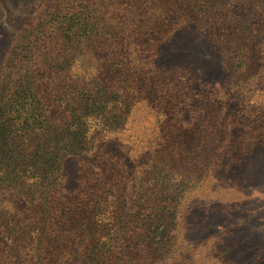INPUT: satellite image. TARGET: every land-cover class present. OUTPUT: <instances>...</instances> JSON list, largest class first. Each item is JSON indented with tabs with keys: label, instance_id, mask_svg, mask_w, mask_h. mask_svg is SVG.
I'll return each mask as SVG.
<instances>
[{
	"label": "rangeland",
	"instance_id": "rangeland-1",
	"mask_svg": "<svg viewBox=\"0 0 264 264\" xmlns=\"http://www.w3.org/2000/svg\"><path fill=\"white\" fill-rule=\"evenodd\" d=\"M161 1L0 0V96L11 101L17 88H10L25 89L28 83L64 90L70 84L60 75L90 77L95 46L127 43L135 35V12ZM125 10L130 15H121ZM229 10L215 26L226 53L219 43L182 28L169 44L166 63L152 62L162 74L188 68L187 77L173 75L170 95L164 74L154 101L120 114L122 142H135L127 160L147 162V147L160 149L154 162L164 151L178 154L176 163L171 156L167 168L150 174L151 185L159 178L151 202L163 200L170 207L172 231L164 248H152L148 264H264V0H236ZM228 19L233 23H223ZM229 33L232 49L224 40ZM72 58L78 60L66 68ZM84 145H95L81 156L84 165L77 158L63 162L71 189L99 163L96 152L102 148L92 140ZM107 145L119 149L112 140ZM141 168L134 180L145 174ZM140 183L130 189L145 192L149 184ZM141 199L130 203L127 197L125 205L137 213ZM155 234L159 237L158 230Z\"/></svg>",
	"mask_w": 264,
	"mask_h": 264
},
{
	"label": "trees",
	"instance_id": "trees-1",
	"mask_svg": "<svg viewBox=\"0 0 264 264\" xmlns=\"http://www.w3.org/2000/svg\"><path fill=\"white\" fill-rule=\"evenodd\" d=\"M235 2L164 0L144 6L135 12V35L127 43L108 40L95 46L89 56L96 62L90 77L60 75L70 84L64 90L49 91L36 84L34 89L28 83L25 89L20 84L10 88H17L11 101L0 96V264H148L152 248L170 242V207L163 200L151 202L159 178L151 185L150 174L152 169L167 168L171 156L176 163L178 154L169 157L164 151L165 157L160 162L155 157L154 162L152 155L160 149L153 152L147 147L144 154L151 152L147 162L138 157L127 160L135 142H122L120 114L154 101L157 80L162 81L164 74L172 87L170 95L173 75L187 77L188 68L162 74L152 62L166 63L169 44L183 34L182 28L219 43L226 53L215 26ZM121 15L130 13L125 10ZM230 35L224 39L228 47ZM77 60L72 58L66 68ZM140 71L146 74L138 75ZM176 99L179 102L180 96ZM91 140L102 148L96 152L99 163L93 166L95 171L85 170L80 185L71 189L62 175L63 162L77 158L84 165L81 156L95 146L84 144ZM111 140L119 149L109 148ZM141 167L145 174L134 180ZM137 181L149 184L145 192L130 189ZM140 195V203L135 201L139 211L128 210L127 197L133 203Z\"/></svg>",
	"mask_w": 264,
	"mask_h": 264
}]
</instances>
